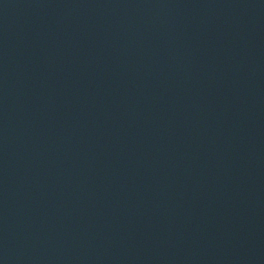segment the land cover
Instances as JSON below:
<instances>
[{"label": "water", "instance_id": "obj_1", "mask_svg": "<svg viewBox=\"0 0 264 264\" xmlns=\"http://www.w3.org/2000/svg\"><path fill=\"white\" fill-rule=\"evenodd\" d=\"M0 264H264V0H0Z\"/></svg>", "mask_w": 264, "mask_h": 264}]
</instances>
